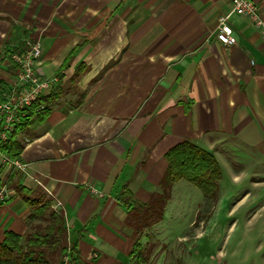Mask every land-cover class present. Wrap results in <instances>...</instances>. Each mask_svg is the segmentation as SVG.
<instances>
[{
    "label": "crops",
    "instance_id": "obj_1",
    "mask_svg": "<svg viewBox=\"0 0 264 264\" xmlns=\"http://www.w3.org/2000/svg\"><path fill=\"white\" fill-rule=\"evenodd\" d=\"M229 5L0 0V88L14 78L9 52L28 40L39 42L38 67L59 77L45 118L31 116L17 135L29 167L0 203V242L37 222L16 193L21 183L42 188L63 213L69 238H78L74 264H129L134 238L122 192L143 203L158 191L169 148L189 139L218 162L232 147L264 156V43L238 14L229 18L235 43L216 38Z\"/></svg>",
    "mask_w": 264,
    "mask_h": 264
},
{
    "label": "rangeland",
    "instance_id": "obj_2",
    "mask_svg": "<svg viewBox=\"0 0 264 264\" xmlns=\"http://www.w3.org/2000/svg\"><path fill=\"white\" fill-rule=\"evenodd\" d=\"M254 1L264 15V0ZM232 149L219 157L218 196L205 221H196L201 190L184 179L173 185L162 219L142 242L153 246L150 264H264V185L250 183L264 177V156Z\"/></svg>",
    "mask_w": 264,
    "mask_h": 264
},
{
    "label": "trees",
    "instance_id": "obj_3",
    "mask_svg": "<svg viewBox=\"0 0 264 264\" xmlns=\"http://www.w3.org/2000/svg\"><path fill=\"white\" fill-rule=\"evenodd\" d=\"M55 90L41 96L28 108V117L23 118L12 131L9 141L3 145L11 156L20 155L23 144L17 135L24 130L31 116L43 120L49 104L56 98ZM56 95V96H55ZM38 109V111H36ZM36 111V112H35ZM166 168L159 181V189L143 203L130 202L129 190L122 192V202L128 203L126 222L133 231L134 243L128 254L130 263L150 264L152 245H142L140 238L145 228L152 226L163 217L165 205L171 197L172 186L184 179L197 186L204 199L196 221H205L214 208L218 196L221 169L214 154L193 141L184 139L164 153ZM16 193L28 204L31 212L28 218L37 221L23 235L7 231L0 242V264H69L81 261L77 247L78 238L70 239L62 212L54 209L51 198L40 187L29 188L21 183ZM147 236V240L150 237Z\"/></svg>",
    "mask_w": 264,
    "mask_h": 264
},
{
    "label": "built area",
    "instance_id": "obj_4",
    "mask_svg": "<svg viewBox=\"0 0 264 264\" xmlns=\"http://www.w3.org/2000/svg\"><path fill=\"white\" fill-rule=\"evenodd\" d=\"M229 2L228 12L217 19L216 38L225 45L235 43L229 18L238 14L246 17L258 29L264 43V15L256 2ZM40 55L41 49L37 39L28 40L24 46L9 52L14 65V78L6 87L0 88V203L7 201L10 196L12 177L17 173L27 174L29 167L20 156L11 157L3 145L9 141L16 125L28 117V108L41 96L48 94L59 81L57 75H46L38 67ZM64 262L68 263L67 257H64Z\"/></svg>",
    "mask_w": 264,
    "mask_h": 264
}]
</instances>
